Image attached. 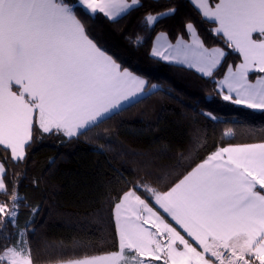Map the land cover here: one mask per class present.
I'll return each mask as SVG.
<instances>
[{"label": "snow or ice", "instance_id": "snow-or-ice-1", "mask_svg": "<svg viewBox=\"0 0 264 264\" xmlns=\"http://www.w3.org/2000/svg\"><path fill=\"white\" fill-rule=\"evenodd\" d=\"M189 3L202 22L217 25L214 34L222 35L227 48L239 54L241 62L229 64L217 82L222 99L264 110V0ZM143 7L142 0H0V146L10 149L14 162L25 158L34 125L43 133L78 138L123 111V102L145 92L146 81L95 40L87 23L98 14L114 22ZM177 11L175 5L155 14L145 10L139 23L150 32ZM193 34L195 24L187 21L175 44L163 51L153 45L149 55L196 67L212 77L227 53L205 47L198 34L191 43L184 41V35ZM128 39L142 46L147 37L134 34ZM253 72L259 74L255 83L250 81ZM205 115L216 119L211 112ZM197 131L188 152L170 166L182 169L176 179L163 183L171 175L169 166H163L157 186L143 189L150 195L142 199L137 194L145 184L141 179L115 196L118 251L56 264H151L137 257L162 264H264V143L218 147L193 166L200 147ZM154 164L145 160L142 166ZM5 171L0 163V191L10 196V201L0 202V226H16L22 198L17 186L9 190ZM38 211L33 208L32 214ZM149 224L155 231L144 227ZM17 243L28 245L27 240ZM0 252V264H34L30 245L26 253L16 244Z\"/></svg>", "mask_w": 264, "mask_h": 264}, {"label": "trees", "instance_id": "trees-1", "mask_svg": "<svg viewBox=\"0 0 264 264\" xmlns=\"http://www.w3.org/2000/svg\"><path fill=\"white\" fill-rule=\"evenodd\" d=\"M216 2L211 0L213 5ZM142 3L139 11L114 22L98 14L87 23L95 40L146 81L147 92L78 138L43 133L34 125L33 139L20 162H14L9 151L0 146V163L6 170L3 179L9 190L13 185L18 187L22 198L17 225L0 226V250L17 244L25 230L34 264H56L61 259L118 251L115 196L132 189L141 179L145 184L137 194L142 199L150 195L143 189L145 185L157 186L156 177L163 166H169L171 173L163 183L176 179V172L182 169L173 171L170 166L188 152L194 129L198 130L200 147L194 153L197 158L193 166L218 147L264 142V110L222 99L217 82L228 65L238 63L240 57L227 48L222 35L214 34L216 24L202 22L189 0ZM172 5L177 7V14L161 19L150 32L140 25L145 10L155 14ZM187 21L195 24L205 47L227 53L212 77L149 55L156 34L164 33L174 42ZM134 34L147 37L142 46L129 42ZM255 75L259 74L250 73V78ZM209 112L215 120L205 115ZM145 160L154 161V166L144 168ZM4 201H10V196L0 191V202ZM36 207L39 211L33 215Z\"/></svg>", "mask_w": 264, "mask_h": 264}, {"label": "crops", "instance_id": "crops-1", "mask_svg": "<svg viewBox=\"0 0 264 264\" xmlns=\"http://www.w3.org/2000/svg\"><path fill=\"white\" fill-rule=\"evenodd\" d=\"M216 27H217V25H216ZM189 31H190V30H189ZM164 35H165V34H164ZM193 35H194V34H193ZM193 35H192V36H193ZM165 37L167 38L166 35H165ZM167 39H168V38H167ZM188 39H189V38H188ZM188 39H186V40H188ZM184 41H185V40H184ZM185 42L188 43L189 41H185ZM153 44H154V43H152V46H153ZM151 49H152V48H151ZM234 65H235V64H234ZM201 74H202V73H201ZM223 75H224V74H223ZM223 75H222V77H221L219 80L223 79ZM257 76H258V75H255L254 77L250 78V81L253 82V83H255ZM223 91H225V93L228 94V90H227V88H224ZM146 92H147V90L145 89V92H144L142 95L137 96V97H136L135 99H133V100L123 102V105L125 106V105H127V104H129V103L135 101L136 99L142 97ZM232 95L235 96V93H232ZM241 105L246 106V104H241ZM246 107H247V106H246ZM255 110H261V109H255ZM36 125H37L38 128H39V125H38V124H36ZM40 130H41V129H40ZM255 143H264V142H254V143H246V144H255ZM236 145H237V144H236ZM8 151H9V153H10V155H11V151H10V149H9ZM11 157H12V156H11ZM150 206H151V205H150ZM156 208L158 209L159 206L157 205ZM154 210H155V209H154ZM159 211H160V213H161L162 215L165 216L166 220H168L169 222H171V223L173 224V226L176 227L177 230L181 232L182 235H185L186 238H188L187 235H186V233H184L183 230L180 229L179 226L176 225L174 221H171V218L168 217L167 214H164V213H163V210H162V209H160ZM144 227H145V228H148L150 231H155V229L152 228L150 224H149V225H144ZM189 239H190V238H189ZM161 242L163 243L164 240L161 239ZM190 242L193 243V246H194V247H197L198 250H201V249L199 248V246L196 245V243H195L194 241H191V240H190ZM102 255H104V254H102ZM125 255H127V251H126V250H125ZM133 255H134V253H133ZM209 258H210V256H209ZM141 259H143V260H150V261H151V264H162V261H155V260H152L151 257H137V261H139V260H141ZM212 259H214V258H212ZM129 264H132V262L129 261Z\"/></svg>", "mask_w": 264, "mask_h": 264}, {"label": "rangeland", "instance_id": "rangeland-1", "mask_svg": "<svg viewBox=\"0 0 264 264\" xmlns=\"http://www.w3.org/2000/svg\"><path fill=\"white\" fill-rule=\"evenodd\" d=\"M160 34H161V33L156 34V36H155L154 39H153V43H154L153 45H155V47H156L157 49L163 51V50H165V49L167 48V46H168L169 44H175V43H176V41L171 42L169 39H167V38L165 37V35H160ZM157 36H159V39H157ZM188 38H189V39H188V40H185V41H189L188 43H191L193 40H195V39L197 38V35L194 34L193 36L188 37ZM152 47H153V46H152ZM215 48H217V47H215ZM209 49H211V48H209ZM240 62H241V60H240L238 63H240ZM236 64H237V63H236ZM183 65L189 67L187 64H183ZM191 68H193V69H195L197 72L201 73L200 71L197 70L196 67H191ZM224 92H225V91H224ZM224 94H226V93H224ZM18 240L21 241V242L24 241V240H26V231H25V230L21 231ZM16 245H17L18 248H22L23 251H24L25 253L27 252V245H23L22 243H20V244L17 243Z\"/></svg>", "mask_w": 264, "mask_h": 264}]
</instances>
